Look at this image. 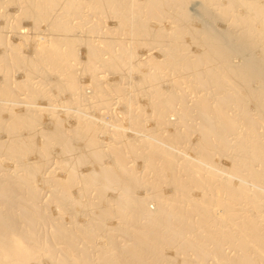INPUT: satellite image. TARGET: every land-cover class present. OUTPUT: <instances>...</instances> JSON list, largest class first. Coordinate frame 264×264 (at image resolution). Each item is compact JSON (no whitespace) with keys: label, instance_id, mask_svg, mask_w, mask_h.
Returning a JSON list of instances; mask_svg holds the SVG:
<instances>
[{"label":"bare ground","instance_id":"obj_1","mask_svg":"<svg viewBox=\"0 0 264 264\" xmlns=\"http://www.w3.org/2000/svg\"><path fill=\"white\" fill-rule=\"evenodd\" d=\"M188 1L0 0V264H264V0Z\"/></svg>","mask_w":264,"mask_h":264},{"label":"rangeland","instance_id":"obj_2","mask_svg":"<svg viewBox=\"0 0 264 264\" xmlns=\"http://www.w3.org/2000/svg\"><path fill=\"white\" fill-rule=\"evenodd\" d=\"M203 2H205V0H189L188 1V3L187 2H185V3H187L185 6H187V8L184 6V8H186V10H188L189 11V15H191L190 17H191V24H192V27H198L197 29H201V28H203V30L205 29L208 33H212L211 35L213 36H215V37H217V38H219V40L222 42V40H223V44L226 46V47H228V49L229 50H234V51H231V61L232 60H234V61H232L234 64H241L242 62H244L246 59H249L248 57H250L251 58V56H252V58L253 57H255V56H253V55H255L256 54V57H257V55H259V53H256L257 52V50L256 49H252V47L250 46V42H246V44H244L245 43V40H247V39H249V37L247 38V39H244L243 40V38H242V40H241V37H239V36H241V35H239L238 33H243L244 31V27H243V25L242 24H240V25H238V24H236V25H238V27L233 23V19L231 18L232 16L231 15H229V16H231V17H228V15H226V16H224V14L222 13V11H221V8H220V4L217 2V1H213L211 4L210 3H203ZM218 3V4H217ZM203 4V5H202ZM207 4H209V5H211V6H209V5H207ZM216 6V7H215ZM223 6V5H222ZM219 7V8H218ZM216 8H217V10H216ZM220 9V10H219ZM187 11V12H188ZM221 11V12H220ZM221 16V17H220ZM193 17V18H192ZM228 18L229 19V21H228V19H226V18ZM220 18V19H219ZM200 19V20H199ZM231 19V20H230ZM111 20V21H110ZM213 20V21H212ZM218 20V21H217ZM106 21H108V22H106V25L107 24H110L111 26L113 25V22L112 21H114V18L112 19H106ZM198 21V22H197ZM201 21H202V23H201ZM204 21H206L205 22V24H204ZM192 22H194V23H192ZM196 22H197V24H196ZM229 23H230V25H229ZM231 23H233L232 25H233V27H232V25H231ZM207 25V26H206ZM209 25V26H208ZM211 25H213V26H211ZM235 26H236V28H235ZM240 26H242V29H241V27ZM214 27V28H213ZM206 28H208V29H206ZM235 28V29H234ZM240 28V29H239ZM230 31V32H229ZM214 32V33H213ZM229 32V33H228ZM220 33V34H219ZM226 33V34H225ZM237 33V34H236ZM226 35V36H225ZM235 35H236V37H235ZM243 35V34H242ZM213 36V37H214ZM224 36V37H223ZM239 37V38H238ZM227 39V40H226ZM241 40V42H239L240 40ZM238 40V41H237ZM227 43H226V42ZM232 43V44H231ZM154 45H152V46H150V52L151 53H154V54H156V55H159V50H160V48L161 47H157V46H154ZM247 46V47H246ZM157 47V48H156ZM241 47V48H240ZM149 48V47H148ZM147 48V49H148ZM194 49H195V47H193ZM254 50V51H251V50ZM250 50V51H249ZM145 52V51H144ZM233 52V53H232ZM235 52V53H234ZM253 53V54H252ZM144 57H145V55H143ZM235 56V57H234ZM243 56V57H242ZM255 57V58H256ZM242 58V59H241ZM114 75V76H113ZM133 75V74H132ZM110 77H116V75L115 74H111L110 73V75H109ZM134 76H137L136 74L134 75ZM134 79V78H133ZM132 78L130 79V80H133ZM127 81V80H126ZM127 84V83H126ZM185 86V85H184ZM202 93H204V91H201ZM192 93V92H191ZM119 94H114L113 96V102L114 101H116V98L118 99L119 97H120V95L118 96ZM190 95V96H189ZM188 96V99L187 100H189V98H191L194 94H189ZM189 102V101H188ZM55 104H57V102H55ZM115 106V105H114ZM253 104L252 103H250V105H249V107H250V109H251V112L252 113H255V110L254 109H252L253 108ZM106 108H102V111H104ZM108 110V109H107ZM107 110H105L106 112H107ZM109 113H111V112H109ZM109 113H107L108 115V118L109 119H112L113 118V116H111V114L109 115ZM111 116V117H110ZM241 131V128H239L238 129V132H240ZM260 131H262V129H260ZM235 137V135H231L229 138H234ZM108 156H106L104 159L107 161H109V157L107 158ZM54 159V158H53ZM132 158H130V160H131ZM220 165H222V166H224V165H226V163H227V160H226V158L225 157H223V156H218L217 157V160H216ZM9 162V163H8ZM7 162V164H6V168L4 167V171H2V172H5V170H7L6 172H9V173H11L12 171H15V169H14V167H16V166H14L15 165V163L13 162V161H8ZM13 162V163H12ZM52 162V163H51ZM51 163V164H50ZM56 165V162H55V159H54V161L52 160H50L49 161V163H48V166L46 167V168H48V171L46 172L47 173V175L48 174H50L49 172H50V170H53V168L55 167V169H56V171L58 170V171H60L59 169H57V165ZM8 166V167H7ZM10 166V167H9ZM49 167H51V168H49ZM83 167H85V168H83ZM86 167H89V164H84L82 167H81V169L83 168L84 170L85 169H87ZM59 168V167H58ZM83 169L81 170V171H83ZM9 170V171H8ZM11 170V171H10ZM86 171V170H85ZM84 171V172H85ZM16 172V171H15ZM15 172H12L11 174H14ZM16 174V173H15ZM116 186H118V185H115L114 186V189H115V191H117L116 189H118V187L116 188ZM41 189H42V192H45L44 193V195H43V193H42V197L43 198H41V202L44 204L46 201L45 200H47V198H48V196L50 195L49 194V190L48 189H45V187L42 185V187H41ZM45 190V191H44ZM46 191H48V192H46ZM89 193L92 195V193L89 191ZM49 194V195H48ZM0 200H1V198H0ZM22 206H25V205H22ZM151 206H153V203H151ZM18 207H20L19 205H18ZM17 207V208H18ZM16 208V209H17ZM26 209H28L29 208V205H27L26 207H25ZM19 209V208H18ZM24 209V208H23ZM25 209V210H26ZM19 210H21V209H19ZM18 210V212H21V211H19ZM83 216V217H82ZM53 217H55V215L53 216ZM83 218H84V220H86V218H87V216L86 215H82L81 214V219L83 220ZM52 220H54L53 218H51ZM50 225H51V223H50ZM50 225H48V226H46V228H49L50 229ZM40 225H38V229H40V227H39ZM80 245H82V243H80Z\"/></svg>","mask_w":264,"mask_h":264}]
</instances>
